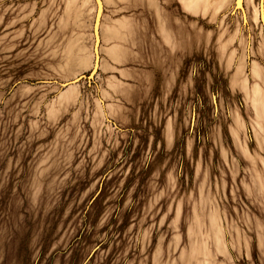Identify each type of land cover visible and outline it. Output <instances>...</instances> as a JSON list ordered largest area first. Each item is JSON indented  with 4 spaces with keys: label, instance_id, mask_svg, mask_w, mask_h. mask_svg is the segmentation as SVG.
<instances>
[{
    "label": "rangeland",
    "instance_id": "rangeland-1",
    "mask_svg": "<svg viewBox=\"0 0 264 264\" xmlns=\"http://www.w3.org/2000/svg\"><path fill=\"white\" fill-rule=\"evenodd\" d=\"M260 1L0 0V264H264Z\"/></svg>",
    "mask_w": 264,
    "mask_h": 264
},
{
    "label": "bare ground",
    "instance_id": "bare-ground-1",
    "mask_svg": "<svg viewBox=\"0 0 264 264\" xmlns=\"http://www.w3.org/2000/svg\"><path fill=\"white\" fill-rule=\"evenodd\" d=\"M243 1L244 0H238L237 4H238V7H241L243 8ZM263 1V0H262ZM94 2V18H93V23H92V29H93V45H92V50H93V63H92V67L93 68H97L98 67V62H97V65L95 66L96 64V55H95V52H94V43H95V34H94V29L95 27L97 28L98 32H99V27H100V22H101V17H102V14H103V3H102V0H93ZM263 3V2H262ZM261 3L260 1V9H261V12L263 11L262 10V6L263 4ZM259 9V10H260ZM261 14V13H260ZM243 18H246L245 16V13L243 12ZM100 34V32H99ZM99 60V59H98ZM93 71V70H92ZM78 78V77H77ZM75 82V81H74ZM74 82H66L68 83V85L70 83H74ZM65 86V83L63 84Z\"/></svg>",
    "mask_w": 264,
    "mask_h": 264
},
{
    "label": "water",
    "instance_id": "water-1",
    "mask_svg": "<svg viewBox=\"0 0 264 264\" xmlns=\"http://www.w3.org/2000/svg\"><path fill=\"white\" fill-rule=\"evenodd\" d=\"M261 3H262V0H261ZM263 23H264V20H263ZM94 34H95L94 52L96 55V64H95V66H96L98 59L100 58V56H99L100 34H99L96 27L94 29ZM92 73H93V71L89 72L88 75H80L78 78L72 80L71 82L75 81L74 83H77V82L81 81L82 79H85L87 82H90L92 80ZM67 85H68V83H65V86H67Z\"/></svg>",
    "mask_w": 264,
    "mask_h": 264
},
{
    "label": "crops",
    "instance_id": "crops-1",
    "mask_svg": "<svg viewBox=\"0 0 264 264\" xmlns=\"http://www.w3.org/2000/svg\"><path fill=\"white\" fill-rule=\"evenodd\" d=\"M102 16H103V14H102ZM101 18H102V17H101ZM100 23H101V22H100ZM99 29H100V27H99ZM99 32H100V31H99ZM76 78H77V77H76ZM76 78H75V79H76Z\"/></svg>",
    "mask_w": 264,
    "mask_h": 264
}]
</instances>
